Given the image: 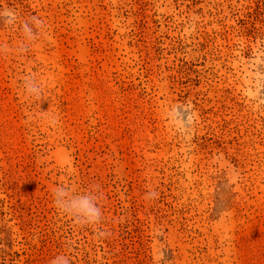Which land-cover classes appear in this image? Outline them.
<instances>
[{"label":"rangeland","instance_id":"obj_1","mask_svg":"<svg viewBox=\"0 0 264 264\" xmlns=\"http://www.w3.org/2000/svg\"><path fill=\"white\" fill-rule=\"evenodd\" d=\"M8 16L43 28L0 55V264H264V0H0L13 47Z\"/></svg>","mask_w":264,"mask_h":264},{"label":"clouds","instance_id":"obj_2","mask_svg":"<svg viewBox=\"0 0 264 264\" xmlns=\"http://www.w3.org/2000/svg\"><path fill=\"white\" fill-rule=\"evenodd\" d=\"M5 22L10 25L18 23L19 38L13 47L0 44V55L22 56L24 51L30 49L42 34L43 21L38 18L17 22L15 16H8ZM21 87L26 100L40 99L43 96L42 86L31 72L24 75ZM52 204L60 215L71 219L78 226L95 228L101 224L103 211L98 185H90L84 190L76 189L72 185H57L52 190ZM49 264H71V261L67 255L58 254Z\"/></svg>","mask_w":264,"mask_h":264}]
</instances>
